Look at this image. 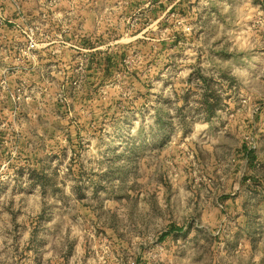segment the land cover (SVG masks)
<instances>
[{"label": "rangeland", "instance_id": "374dc122", "mask_svg": "<svg viewBox=\"0 0 264 264\" xmlns=\"http://www.w3.org/2000/svg\"><path fill=\"white\" fill-rule=\"evenodd\" d=\"M0 264H264V0H0Z\"/></svg>", "mask_w": 264, "mask_h": 264}, {"label": "built area", "instance_id": "2783aa9c", "mask_svg": "<svg viewBox=\"0 0 264 264\" xmlns=\"http://www.w3.org/2000/svg\"><path fill=\"white\" fill-rule=\"evenodd\" d=\"M34 46H36V44L33 43V42H30L29 47H30V48H33Z\"/></svg>", "mask_w": 264, "mask_h": 264}, {"label": "trees", "instance_id": "16d2710c", "mask_svg": "<svg viewBox=\"0 0 264 264\" xmlns=\"http://www.w3.org/2000/svg\"><path fill=\"white\" fill-rule=\"evenodd\" d=\"M105 61H108V59H106ZM105 64V63H104ZM106 67H107V64H106ZM210 109H211V106H210Z\"/></svg>", "mask_w": 264, "mask_h": 264}]
</instances>
